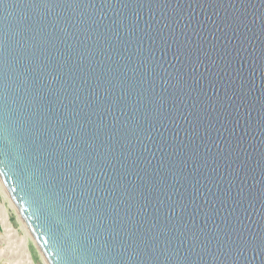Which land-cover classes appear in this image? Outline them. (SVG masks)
<instances>
[{"label":"water","instance_id":"obj_1","mask_svg":"<svg viewBox=\"0 0 264 264\" xmlns=\"http://www.w3.org/2000/svg\"><path fill=\"white\" fill-rule=\"evenodd\" d=\"M0 181L47 264H264V0H0Z\"/></svg>","mask_w":264,"mask_h":264},{"label":"rangeland","instance_id":"obj_2","mask_svg":"<svg viewBox=\"0 0 264 264\" xmlns=\"http://www.w3.org/2000/svg\"><path fill=\"white\" fill-rule=\"evenodd\" d=\"M22 223L0 181V264H24L19 256L22 246L29 252L32 263L46 264Z\"/></svg>","mask_w":264,"mask_h":264},{"label":"bare ground","instance_id":"obj_3","mask_svg":"<svg viewBox=\"0 0 264 264\" xmlns=\"http://www.w3.org/2000/svg\"><path fill=\"white\" fill-rule=\"evenodd\" d=\"M6 192V191H5ZM8 196V195H7ZM10 202H11V205L14 207V209L16 210V208H15V206L13 205V203H12V201L10 200ZM16 213H18L17 212V210H16ZM19 215V214H18ZM19 218L21 219V217L19 216ZM21 221H22V219H21ZM23 222V221H22ZM22 224H24V223H22ZM25 226V224L23 225V227ZM25 229H26V232H27V228H26V226H25ZM27 235L32 239V237H31V235H30V233L29 232H27ZM32 241L34 242V240L32 239ZM35 243V242H34ZM16 246V245H15ZM21 247V246H20ZM21 251H20V255L19 256H21V260H22V262L24 263V264H34V263H32V261H31V259H30V254H29V252L27 251V249L25 248V246H22L21 247ZM39 250V249H38ZM18 252H19V249H18ZM40 252V251H39ZM18 256V257H19ZM44 261H45V259H44ZM46 262V261H45ZM47 264V263H46Z\"/></svg>","mask_w":264,"mask_h":264}]
</instances>
